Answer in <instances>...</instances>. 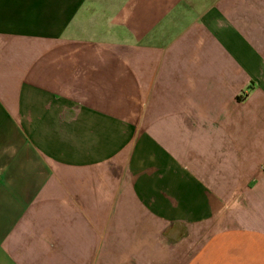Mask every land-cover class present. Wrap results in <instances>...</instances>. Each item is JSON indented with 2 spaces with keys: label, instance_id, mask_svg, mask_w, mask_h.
Listing matches in <instances>:
<instances>
[{
  "label": "crops",
  "instance_id": "0c3cea01",
  "mask_svg": "<svg viewBox=\"0 0 264 264\" xmlns=\"http://www.w3.org/2000/svg\"><path fill=\"white\" fill-rule=\"evenodd\" d=\"M0 264H264V0H0Z\"/></svg>",
  "mask_w": 264,
  "mask_h": 264
}]
</instances>
